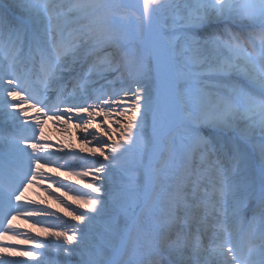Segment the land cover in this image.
Here are the masks:
<instances>
[{"label": "snow or ice", "instance_id": "1", "mask_svg": "<svg viewBox=\"0 0 264 264\" xmlns=\"http://www.w3.org/2000/svg\"><path fill=\"white\" fill-rule=\"evenodd\" d=\"M130 243L264 264V0H0V264H143Z\"/></svg>", "mask_w": 264, "mask_h": 264}, {"label": "bare ground", "instance_id": "2", "mask_svg": "<svg viewBox=\"0 0 264 264\" xmlns=\"http://www.w3.org/2000/svg\"><path fill=\"white\" fill-rule=\"evenodd\" d=\"M61 2H66V0H57V3H61ZM90 17H92V16H85V15L76 16V17L75 16H70L69 20L67 21V26L69 28H75V27H78L77 24H87L86 21L89 20ZM99 23H103V20L98 21V24ZM161 27H163V25H162L159 17L154 19L153 20V25H152V35L155 36L156 34H158V32L161 29ZM165 34H166V32H165ZM51 130L55 131V133H54V134H56L55 137L59 136L58 135L59 134L58 132L60 131L59 128L57 126L53 125L51 122H49V124H48V126L46 128V134L52 135V134H50ZM52 139H54V138H52ZM195 167H196V169H198V171H200V176L202 175V178L206 177V178H209L212 181L213 180L215 181L216 174L207 173V171L209 169H206V166H204V167L195 166ZM168 183H170V181H166L165 182V186H167ZM37 193H39V196L43 195V192L41 190H38V189L30 190V195L33 197V199H38ZM159 201H160V199H158L157 203H159ZM256 207L258 208V202H257ZM245 245H247V241H243L242 242V247H244ZM48 258L52 262L55 261V262H53V264H57V261L61 259V256L57 252H53V253L50 252V255H49ZM124 259L125 260H137V259H139V260H141L143 262V264H151L153 262L156 263V264H159V261H160L159 260V255L157 254V252L154 249H150L148 247H145L142 250H137L136 246L134 244H132V243L129 244V247H128L126 253H125Z\"/></svg>", "mask_w": 264, "mask_h": 264}, {"label": "rangeland", "instance_id": "3", "mask_svg": "<svg viewBox=\"0 0 264 264\" xmlns=\"http://www.w3.org/2000/svg\"><path fill=\"white\" fill-rule=\"evenodd\" d=\"M85 2L104 3V2H118V0H85ZM72 16H75V17H76L77 15H72ZM79 16H81V15H79ZM104 16H105V12H104V11H101L100 13H97L96 15L90 17V19L87 20L86 22H87V24H93V25L96 26V27H101V26L103 25V23H99V24H98V21H101V20L104 21ZM159 19H160V21H161V23H162V25H163V28L165 29V32H166L167 35H171V34H174V33H175V34H178L179 21H177L176 26H174V25H173V21H172V19L170 18V16H169L168 14H165L164 16L159 17ZM82 22H83V21H82ZM86 22H85V23H86ZM83 25H85V24H80V25H78V27L83 26ZM257 31H258V30H257ZM27 63H28V62H27ZM34 67H35V66L33 65V63H29V64H28V69H29L30 71H31ZM150 123H151V121L149 120V124H150ZM149 131H150V129H149ZM54 133H55V131H54V130H51V131H50V134H52V135H49L50 137L54 138V139H52V140H54V141H59V140L67 141L68 138H69V137L67 136V134H62L61 131L58 132V133H59V134H58L59 136H57V137H55L56 134H54ZM72 139L75 140V137H72ZM196 166H197V167H200L199 164H197ZM206 169H209V168L206 166ZM196 170H197V172H198L199 175H200V171H198V169H196ZM207 173L215 174V173H214L213 171H211L210 169L207 171ZM200 178H201V180L203 181L204 187H205L208 191H211V186H212V184H213L212 180H210L209 178H206V177L202 178V175L200 176ZM213 181H214V180H213ZM170 183H171V182H170ZM168 184H169V183H168ZM44 195H46V194L43 193L42 196H44ZM40 196H41V195H40ZM159 199L162 200L163 197L161 196ZM258 218H259V215H258V212H257V219H258ZM247 219H248V220H251V219H252L251 214H248V215H247ZM17 223H19V224L21 225L22 228L31 229V222L25 224V222H24L23 220H20V221H18ZM37 230H38V229H37ZM21 238H23V237H21ZM174 239H175V237H174L172 240H174ZM172 240H170L168 243H169V244L172 243ZM242 241H247V240H242ZM4 243H5V241H4ZM255 243H256L257 246H258L259 241L256 240ZM5 244H6V243H5ZM7 244H12V245H14V244H15V240H10ZM7 244H6V245H7ZM247 244H248V241H247ZM244 247H247V245H245ZM49 251L52 252V253H53V252H57L56 249H55V247H51ZM57 253H59L60 256H61V259L57 261V264H75V260H76L77 257L74 256V257L68 258V257H65L64 254H63L62 252H57ZM161 259H162V258L159 256V260H161ZM53 262H55V261H53ZM151 264H156V263L153 262V263H151Z\"/></svg>", "mask_w": 264, "mask_h": 264}]
</instances>
